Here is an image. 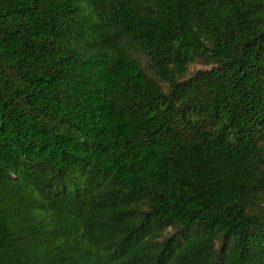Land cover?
<instances>
[{"label": "trees", "instance_id": "1", "mask_svg": "<svg viewBox=\"0 0 264 264\" xmlns=\"http://www.w3.org/2000/svg\"><path fill=\"white\" fill-rule=\"evenodd\" d=\"M0 264H264V0H0Z\"/></svg>", "mask_w": 264, "mask_h": 264}, {"label": "rangeland", "instance_id": "2", "mask_svg": "<svg viewBox=\"0 0 264 264\" xmlns=\"http://www.w3.org/2000/svg\"><path fill=\"white\" fill-rule=\"evenodd\" d=\"M194 66L197 67V68L201 67V65H194ZM191 67H192V69L194 68L193 66H191Z\"/></svg>", "mask_w": 264, "mask_h": 264}]
</instances>
